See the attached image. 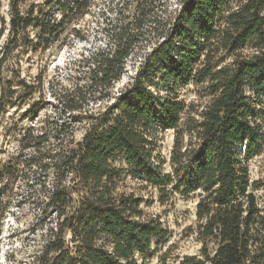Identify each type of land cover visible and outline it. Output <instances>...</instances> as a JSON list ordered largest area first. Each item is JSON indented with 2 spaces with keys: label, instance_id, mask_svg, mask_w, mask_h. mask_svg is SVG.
Returning a JSON list of instances; mask_svg holds the SVG:
<instances>
[{
  "label": "trees",
  "instance_id": "16d2710c",
  "mask_svg": "<svg viewBox=\"0 0 264 264\" xmlns=\"http://www.w3.org/2000/svg\"><path fill=\"white\" fill-rule=\"evenodd\" d=\"M20 2L11 0L7 27L0 14L1 115L39 81L11 62L13 50L45 51L90 0ZM107 25L106 46L87 54L81 81L59 90L68 116L55 135L41 128L40 145L21 139L40 157L49 225L38 264H141L157 254L171 230L143 208L147 188L162 205L196 200L200 247L176 264H264V203L253 192L264 177L249 175L250 159L264 151V0H180L173 13L160 0H119ZM136 50L133 76L114 92ZM189 85L197 99L186 101ZM36 112L31 105L25 117ZM167 130L168 171L159 150ZM20 156L0 166V179L17 175Z\"/></svg>",
  "mask_w": 264,
  "mask_h": 264
},
{
  "label": "rangeland",
  "instance_id": "374dc122",
  "mask_svg": "<svg viewBox=\"0 0 264 264\" xmlns=\"http://www.w3.org/2000/svg\"><path fill=\"white\" fill-rule=\"evenodd\" d=\"M0 14L7 27L10 16L11 0H0ZM45 0H21L20 5H40ZM119 0H90L82 15L71 22L62 38L45 51L30 52L27 48L14 49L11 62L19 61L22 75L35 80L34 93L24 100L22 105L10 108L5 115L0 114V166L12 155L21 152L22 164L17 175L9 180L0 179V264H38L37 259L46 239V223L40 209V171L39 155L33 147H22L21 139L26 134L24 143L34 142L40 145V129L49 136L55 135L59 124L68 114L60 105L61 87H68L84 74V59L87 54L106 46L108 22L115 17ZM165 2L168 13L179 7L180 0H160ZM75 29V31H74ZM76 33V34H75ZM7 37V29L0 39V48ZM141 51L136 50L126 61L125 71L115 83L113 91H119L133 76ZM9 60V61H10ZM9 67L15 63H7ZM16 67V66H15ZM41 75V76H40ZM41 78V83H40ZM186 101L197 99L194 86L189 85L182 91ZM31 105H36L37 112L25 117ZM83 129H75V138L80 139ZM159 139L160 153L165 159L164 168L169 170L168 160L172 146L173 132L167 130ZM32 136V137H31ZM27 141V142H26ZM33 156L30 158V156ZM30 158V159H29ZM35 158V159H34ZM250 181L258 182L264 177V151L253 156L249 161ZM132 187L138 184L131 183ZM253 189V188H252ZM259 203H264V189H253ZM148 204L143 205L149 214H158L171 230V237L161 250L150 258L139 260L141 264H176L179 257L197 253L200 247L192 228L195 224V199H178L174 206L160 204L155 191L142 189ZM167 250L163 263L159 254Z\"/></svg>",
  "mask_w": 264,
  "mask_h": 264
}]
</instances>
